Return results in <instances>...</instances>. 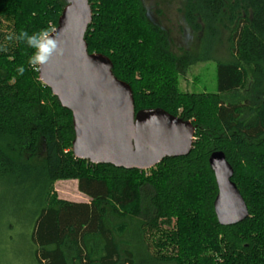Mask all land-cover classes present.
Segmentation results:
<instances>
[{
	"label": "trees",
	"instance_id": "16d2710c",
	"mask_svg": "<svg viewBox=\"0 0 264 264\" xmlns=\"http://www.w3.org/2000/svg\"><path fill=\"white\" fill-rule=\"evenodd\" d=\"M89 3V53L112 61L136 113L191 121L193 150L148 171L77 159L72 112L29 66L35 49L15 38L56 29L66 0H0V188L19 195L26 230L21 238L0 221V264H264V0H185L200 47L177 53L142 0ZM210 60L218 92H182L179 77ZM214 152L225 154L248 207L237 225L215 214ZM70 180L88 203L58 197L55 184Z\"/></svg>",
	"mask_w": 264,
	"mask_h": 264
},
{
	"label": "water",
	"instance_id": "95a60500",
	"mask_svg": "<svg viewBox=\"0 0 264 264\" xmlns=\"http://www.w3.org/2000/svg\"><path fill=\"white\" fill-rule=\"evenodd\" d=\"M93 22L89 0H66L51 33L62 55L38 65L41 82L73 116V154L94 165L148 171L164 160L187 157L196 140L191 121L161 109L136 113L132 87L119 80L112 61L90 54L86 34ZM218 187L214 210L221 226L249 217L247 204L232 180L234 169L223 152L209 159Z\"/></svg>",
	"mask_w": 264,
	"mask_h": 264
},
{
	"label": "rangeland",
	"instance_id": "374dc122",
	"mask_svg": "<svg viewBox=\"0 0 264 264\" xmlns=\"http://www.w3.org/2000/svg\"><path fill=\"white\" fill-rule=\"evenodd\" d=\"M151 22L158 24L168 33L172 42V49H192L200 47L197 35L188 26L184 18L183 6L185 0H142ZM217 50V48H216ZM215 52L212 49V52ZM218 61L210 60L197 63L188 68L185 74L179 77V88L185 93H217L218 92ZM5 189H7L4 186ZM0 188V221L7 217L15 224L14 235L21 238L26 235L20 218L18 206L19 195L6 192ZM55 192L63 200L77 203H88L89 198L78 190L77 181H60L55 184ZM10 251L13 252V249Z\"/></svg>",
	"mask_w": 264,
	"mask_h": 264
},
{
	"label": "clouds",
	"instance_id": "9594fccd",
	"mask_svg": "<svg viewBox=\"0 0 264 264\" xmlns=\"http://www.w3.org/2000/svg\"><path fill=\"white\" fill-rule=\"evenodd\" d=\"M55 31V27L49 24L47 29L39 33L29 35L27 32L21 31L19 35L15 37L18 40L25 41L29 47L35 49L33 55L28 58L29 66L45 64L53 53L57 55L63 54V50L60 49L56 41L51 38L50 34ZM8 39H12V37L9 36ZM24 71L25 69L23 66L17 68L18 75H23Z\"/></svg>",
	"mask_w": 264,
	"mask_h": 264
}]
</instances>
